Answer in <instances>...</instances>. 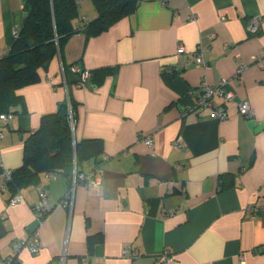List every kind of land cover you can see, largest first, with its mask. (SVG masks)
Returning <instances> with one entry per match:
<instances>
[{
    "label": "crops",
    "instance_id": "0c3cea01",
    "mask_svg": "<svg viewBox=\"0 0 264 264\" xmlns=\"http://www.w3.org/2000/svg\"><path fill=\"white\" fill-rule=\"evenodd\" d=\"M24 2L0 0V54L14 42ZM97 14L82 0L76 25ZM253 19L258 32L249 28ZM200 46L205 65L195 62ZM73 63L91 72L84 85L70 73L65 82ZM105 67L115 70L95 75ZM223 79L235 94L213 98L225 106L224 120L197 105L202 84ZM21 93L20 112L0 119V264L10 254L15 264H154L165 250L173 256L165 264H264V0H141L98 35L74 33ZM70 96L75 138L103 141L101 183H78L69 207L61 201L70 179L47 172L10 204L17 191L1 188L5 168L23 164L26 138ZM240 101L254 116L239 112ZM179 136L184 146L175 149ZM42 190L49 212L40 223L34 206ZM34 230L40 250L16 253L12 242ZM125 247L139 255H125Z\"/></svg>",
    "mask_w": 264,
    "mask_h": 264
},
{
    "label": "trees",
    "instance_id": "16d2710c",
    "mask_svg": "<svg viewBox=\"0 0 264 264\" xmlns=\"http://www.w3.org/2000/svg\"><path fill=\"white\" fill-rule=\"evenodd\" d=\"M81 1L25 0L24 16L17 27L14 42L0 57V112H20L24 102L21 89L41 79L42 69L49 68L74 33L84 31L88 36L98 35L134 13L141 2L92 0L97 16L78 27ZM74 64L78 63L64 68L68 84L72 81L69 73L76 83L81 79V71L72 69ZM114 70L113 67L98 68L95 75ZM71 110L77 120L76 102L70 96L59 103L56 111L44 114L41 125L26 138L24 162L12 171L8 183L15 192L40 182L43 173H63L71 181L75 166L81 171H96L103 163V141L99 138L77 140L70 122Z\"/></svg>",
    "mask_w": 264,
    "mask_h": 264
},
{
    "label": "built area",
    "instance_id": "2783aa9c",
    "mask_svg": "<svg viewBox=\"0 0 264 264\" xmlns=\"http://www.w3.org/2000/svg\"><path fill=\"white\" fill-rule=\"evenodd\" d=\"M192 18H195V15H193ZM83 20H86V17H84ZM249 28L250 30L257 31L258 30V20L253 19L249 24ZM16 32H17V28L15 31V34ZM179 51H182V52L185 51V47L181 46L179 48ZM205 52H206V48L202 46H200L199 49L197 50L196 55H195V62L197 65L206 64ZM2 55L3 54H0V57ZM244 67L245 66L243 65L242 67L239 68L237 75L241 73ZM72 69L74 71H81V79L78 82V85H84L91 77V72L87 69L82 70L78 64H74L72 66ZM63 75H64V80L66 82L64 70H63ZM226 83H227L226 79L221 80V82L218 85H213V84L204 82L202 84V93L197 101V105L200 106L201 108L211 109L212 117L219 118L222 120L227 119L229 117V114L225 106L223 104L216 105L213 98L214 96L219 95L224 99L225 102L235 100L234 92L227 91L224 89V85ZM238 106H239V112L242 115L246 117L254 116L255 114L254 109L252 108V106L250 105L248 101H240L238 102ZM11 117H12L11 113L0 112V119L8 120ZM70 122H71L72 130L74 132L75 126H76V120L74 118V114L72 110L70 111ZM3 135H4L3 131L0 130V137H2ZM141 138L147 144H150V145L154 144V139L152 138L150 134H145ZM183 146H184V142L181 136H179L173 141V147L175 149L183 147ZM0 167H3V165L0 164ZM177 167L182 168L183 164H178ZM4 171H5V179H4V182L1 188L3 190H7L9 186L8 183L12 179V170L5 168ZM78 183H84L90 187L98 186L101 183V176L99 173H97L94 170L81 171L78 169L77 166H75L73 173H72V180H71L70 188L67 192V195L61 201L65 206H69V207L72 206L75 188ZM39 196H40V200L34 206V211H35L38 221L42 223L45 220L49 212V199H48V193L45 190H42ZM23 198H24V195L22 194V192L17 191L16 193L12 195L9 203L12 205L16 204L20 202ZM23 247L28 248L31 252H34V253L40 250L41 239H40L39 230H34L30 234V236L24 240H18V241L16 240L12 242V248L16 253L20 251L21 248ZM123 253L125 255L132 256V257L139 255L138 250L133 251L128 247H125L123 249ZM172 257H173L172 254H170L168 250H165L163 253H161L160 255L156 257L154 264H165L166 261L172 259ZM242 259H244L243 256H242ZM15 262H16V254H10L5 260L1 262V264H15Z\"/></svg>",
    "mask_w": 264,
    "mask_h": 264
}]
</instances>
